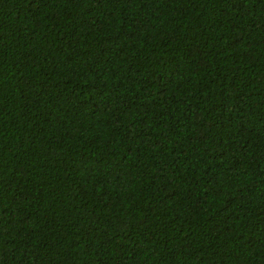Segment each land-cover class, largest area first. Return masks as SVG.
I'll return each mask as SVG.
<instances>
[{
  "label": "trees",
  "instance_id": "1",
  "mask_svg": "<svg viewBox=\"0 0 264 264\" xmlns=\"http://www.w3.org/2000/svg\"><path fill=\"white\" fill-rule=\"evenodd\" d=\"M0 264H264V0H0Z\"/></svg>",
  "mask_w": 264,
  "mask_h": 264
}]
</instances>
